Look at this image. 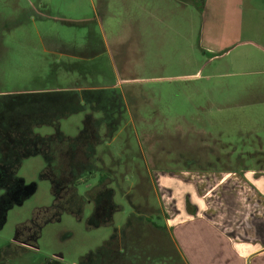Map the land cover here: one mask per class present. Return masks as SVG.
Returning <instances> with one entry per match:
<instances>
[{
  "label": "rangeland",
  "instance_id": "rangeland-1",
  "mask_svg": "<svg viewBox=\"0 0 264 264\" xmlns=\"http://www.w3.org/2000/svg\"><path fill=\"white\" fill-rule=\"evenodd\" d=\"M243 166L264 0H0V264H186L158 172Z\"/></svg>",
  "mask_w": 264,
  "mask_h": 264
},
{
  "label": "crops",
  "instance_id": "crops-1",
  "mask_svg": "<svg viewBox=\"0 0 264 264\" xmlns=\"http://www.w3.org/2000/svg\"><path fill=\"white\" fill-rule=\"evenodd\" d=\"M158 174L165 223L186 264H264V167Z\"/></svg>",
  "mask_w": 264,
  "mask_h": 264
},
{
  "label": "trees",
  "instance_id": "trees-1",
  "mask_svg": "<svg viewBox=\"0 0 264 264\" xmlns=\"http://www.w3.org/2000/svg\"><path fill=\"white\" fill-rule=\"evenodd\" d=\"M9 171V172H8ZM2 172L4 173V178L7 180V181H9V182H11L12 180H13V178H12V174L14 173L13 171H11V170H9L7 167H3L2 166ZM18 182H20V183H23V181L21 180V179H17V180H15V185H16V183H18ZM15 185L13 186V187H11L10 188V192H8L7 193V198L5 199L6 200V203L8 202V201H11V200H15V197H12L10 194H14V192L12 191L13 190V188H15ZM22 185V184H21ZM15 195L17 196L18 194H16V190H15ZM4 206H6V204L4 205ZM3 206V207H4ZM3 207L1 208V211H3ZM6 208V207H5ZM4 217V216H3Z\"/></svg>",
  "mask_w": 264,
  "mask_h": 264
}]
</instances>
